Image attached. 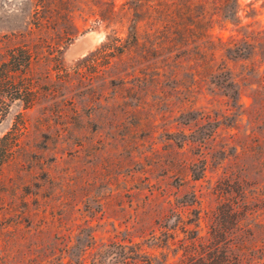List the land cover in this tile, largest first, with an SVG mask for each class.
<instances>
[{
	"label": "rangeland",
	"instance_id": "1",
	"mask_svg": "<svg viewBox=\"0 0 264 264\" xmlns=\"http://www.w3.org/2000/svg\"><path fill=\"white\" fill-rule=\"evenodd\" d=\"M124 1L105 28L96 0H0V65L31 51L16 74L29 91L0 123L14 142L0 171V264H90L113 244L175 264L186 230L206 239L226 181L248 240L240 264H264V102L237 83L247 63L205 52L234 29L215 25L208 44L198 26L179 37L147 13L138 43L112 55ZM239 3L241 26L263 29L264 0ZM42 9L55 20L38 30Z\"/></svg>",
	"mask_w": 264,
	"mask_h": 264
},
{
	"label": "trees",
	"instance_id": "2",
	"mask_svg": "<svg viewBox=\"0 0 264 264\" xmlns=\"http://www.w3.org/2000/svg\"><path fill=\"white\" fill-rule=\"evenodd\" d=\"M96 1L101 5L97 6L95 22L109 28L115 17L114 0ZM170 1L168 5L166 0H125L119 7L125 16L122 22V28L125 27L124 38L121 39L116 31L111 30L107 35V40L112 43L110 53L122 54L138 43L141 24L148 20L147 13L153 15L154 18L151 20L155 21L154 27L161 21L162 27L168 28L172 35L179 37L192 36L198 26L201 36L208 44L211 42V31L215 25L222 28L229 25L234 29V34L226 41L216 37L217 45L208 46L205 52L210 56L220 52L232 62L247 63L237 83L246 82L250 85L253 102L257 100L264 102V28L241 26L239 0ZM54 13L55 11L48 9L35 11L33 16L38 30H43L54 22ZM65 18L68 19L67 16ZM119 23L121 26V21ZM8 57V61L0 65V123L8 113L9 102L20 99L22 93L29 91L28 87L16 81V74L28 69L30 48L25 46L11 49ZM220 69L226 70L225 74L228 77L232 75V71L226 66L222 65ZM206 73L211 75L212 72L206 69ZM233 95L231 98L237 97V91H234ZM13 143L8 140L7 135L0 137V171L12 157ZM194 179L198 180L200 176H194ZM231 189L228 181L223 187H217L221 201L210 212L206 239L197 236L191 230H186L187 238L180 246L181 256L175 264H240L244 260L243 247L248 246V240L246 236L238 234L241 230L240 207L230 199ZM243 205L245 209V204ZM244 235L248 236L249 230L244 231ZM232 241L234 243H231ZM230 246H242V249L238 248L236 252ZM90 264H154V260L140 246L113 244L95 252L91 256Z\"/></svg>",
	"mask_w": 264,
	"mask_h": 264
}]
</instances>
